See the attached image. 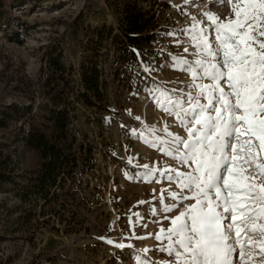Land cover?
<instances>
[{
	"label": "rangeland",
	"instance_id": "1",
	"mask_svg": "<svg viewBox=\"0 0 264 264\" xmlns=\"http://www.w3.org/2000/svg\"><path fill=\"white\" fill-rule=\"evenodd\" d=\"M118 1L50 0L39 7L12 9L10 27L0 30V106L15 103L37 110L42 100L43 47L59 45L64 64L76 68L85 34L101 25L116 27ZM148 1L144 5L155 20L152 68L139 61H117L111 51L104 66L107 108L98 112L79 105L75 111L71 131L81 145L82 158L72 185L73 195L33 212L13 193L0 195L6 206L3 213L8 217L5 224L15 230L0 242V258L5 264H137L138 260L168 264L172 259L158 250L162 245L155 235L170 227L165 216L175 217L194 201L177 203L170 199V194L180 193V189L167 180L174 173L166 170L188 169L161 148H168L172 139L165 129L183 138L187 133L156 106L153 94L167 91L176 96L192 91L188 87L190 75L181 70L180 64H174L176 59H195L194 41L184 30L197 21L210 29L211 22L204 16L207 12L221 20L234 16L232 7L238 0ZM17 31L24 37L22 45L14 41ZM211 40L215 44L214 33ZM186 47L188 52L184 51ZM135 73H142L143 87L138 92L134 91L138 79ZM18 127L16 123L0 130V147L5 145L3 154L10 155L11 164L21 169L28 155L17 138L9 137ZM255 143L259 154L256 163L264 162V151L258 141ZM254 169L255 164L243 163L237 155L233 170L251 177L246 182L259 185L264 181ZM164 206L173 207V211L164 213ZM262 225L264 219L255 218L241 225L242 231L257 228L246 238L248 251L242 264H264V233L259 231ZM232 259L239 264V251Z\"/></svg>",
	"mask_w": 264,
	"mask_h": 264
},
{
	"label": "snow or ice",
	"instance_id": "2",
	"mask_svg": "<svg viewBox=\"0 0 264 264\" xmlns=\"http://www.w3.org/2000/svg\"><path fill=\"white\" fill-rule=\"evenodd\" d=\"M232 12L234 16L222 20L207 12L210 29L197 21L184 30L194 41L195 59H176L174 64L190 75L192 91L153 94L156 106L187 133L183 138L165 129L172 139L161 151L188 169L166 170L174 173L167 180L180 189L170 199L194 201L175 217L165 216L170 227L155 235L162 245L158 250L172 258L168 264H234L237 251L242 262L246 238L257 228L242 231L241 225L264 219V182H246L251 177L233 170L240 155L243 163L255 164L256 176L264 181V162L256 163L255 143L264 151V0H238ZM162 211L169 213L173 207ZM259 231L264 233V225Z\"/></svg>",
	"mask_w": 264,
	"mask_h": 264
},
{
	"label": "trees",
	"instance_id": "3",
	"mask_svg": "<svg viewBox=\"0 0 264 264\" xmlns=\"http://www.w3.org/2000/svg\"><path fill=\"white\" fill-rule=\"evenodd\" d=\"M50 0H0V30L9 28L11 10L26 5L39 7ZM148 0H119L116 27L101 25L85 34L81 59L76 68L66 66L63 51L57 44L43 47L42 77L37 110L29 105L0 106V130L19 123L12 140L18 139L26 161L20 169L11 164L10 155L0 147V195L11 192L22 205L33 210L57 203L73 195L72 185L80 170L81 145L71 131L72 120L79 105L98 112L107 108L104 66L109 53L117 61L140 62L152 68L156 55L154 15L147 9ZM146 4V6L144 5ZM21 27V23L18 25ZM15 43L22 45L24 37L14 32ZM138 74V73H135ZM142 73L134 83V91L142 89ZM132 89V85H129ZM87 155L91 152L86 151ZM89 158V157H88ZM91 168V167H90ZM5 203L0 201V242L15 232L6 226ZM0 264H5L0 258Z\"/></svg>",
	"mask_w": 264,
	"mask_h": 264
},
{
	"label": "bare ground",
	"instance_id": "4",
	"mask_svg": "<svg viewBox=\"0 0 264 264\" xmlns=\"http://www.w3.org/2000/svg\"><path fill=\"white\" fill-rule=\"evenodd\" d=\"M239 264H242L241 261L239 262Z\"/></svg>",
	"mask_w": 264,
	"mask_h": 264
}]
</instances>
